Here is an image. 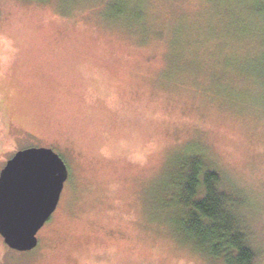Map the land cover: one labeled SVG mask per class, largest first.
<instances>
[{
  "label": "rangeland",
  "instance_id": "rangeland-1",
  "mask_svg": "<svg viewBox=\"0 0 264 264\" xmlns=\"http://www.w3.org/2000/svg\"><path fill=\"white\" fill-rule=\"evenodd\" d=\"M40 147L60 203L35 248L0 233V264H224L182 231L200 157L264 264V0H0V177Z\"/></svg>",
  "mask_w": 264,
  "mask_h": 264
},
{
  "label": "trees",
  "instance_id": "trees-1",
  "mask_svg": "<svg viewBox=\"0 0 264 264\" xmlns=\"http://www.w3.org/2000/svg\"><path fill=\"white\" fill-rule=\"evenodd\" d=\"M145 15L144 11L134 12L128 5L120 4L107 17L115 25H129L133 34L140 31L138 26L145 25ZM173 42L176 47H182V39ZM193 161L179 196L185 216L184 236L204 254L222 259L224 264H254L256 253L236 212L240 203L222 188L219 173L208 169L203 157Z\"/></svg>",
  "mask_w": 264,
  "mask_h": 264
},
{
  "label": "water",
  "instance_id": "water-1",
  "mask_svg": "<svg viewBox=\"0 0 264 264\" xmlns=\"http://www.w3.org/2000/svg\"><path fill=\"white\" fill-rule=\"evenodd\" d=\"M68 178L60 156L46 148L18 152L0 177V233L9 247L28 251L58 208Z\"/></svg>",
  "mask_w": 264,
  "mask_h": 264
},
{
  "label": "flooded vegetation",
  "instance_id": "flooded-vegetation-1",
  "mask_svg": "<svg viewBox=\"0 0 264 264\" xmlns=\"http://www.w3.org/2000/svg\"><path fill=\"white\" fill-rule=\"evenodd\" d=\"M40 148H42V147H40Z\"/></svg>",
  "mask_w": 264,
  "mask_h": 264
}]
</instances>
